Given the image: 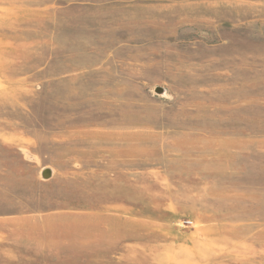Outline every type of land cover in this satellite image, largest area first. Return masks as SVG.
<instances>
[{"label":"rangeland","instance_id":"rangeland-1","mask_svg":"<svg viewBox=\"0 0 264 264\" xmlns=\"http://www.w3.org/2000/svg\"><path fill=\"white\" fill-rule=\"evenodd\" d=\"M0 264H264V0H0Z\"/></svg>","mask_w":264,"mask_h":264},{"label":"water","instance_id":"water-1","mask_svg":"<svg viewBox=\"0 0 264 264\" xmlns=\"http://www.w3.org/2000/svg\"><path fill=\"white\" fill-rule=\"evenodd\" d=\"M158 93H162L163 90L162 89H157ZM42 177L43 179H50L52 177V171L50 169H46L42 172Z\"/></svg>","mask_w":264,"mask_h":264}]
</instances>
